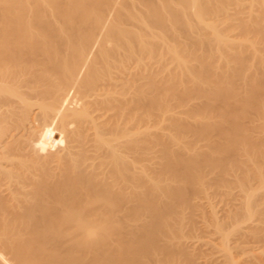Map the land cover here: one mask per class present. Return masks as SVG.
Wrapping results in <instances>:
<instances>
[{
  "label": "bare ground",
  "instance_id": "obj_1",
  "mask_svg": "<svg viewBox=\"0 0 264 264\" xmlns=\"http://www.w3.org/2000/svg\"><path fill=\"white\" fill-rule=\"evenodd\" d=\"M243 1L0 0V264L169 262L213 184L252 220L234 244L214 221L222 258L264 241V0ZM236 19L250 42L223 38Z\"/></svg>",
  "mask_w": 264,
  "mask_h": 264
},
{
  "label": "rangeland",
  "instance_id": "obj_2",
  "mask_svg": "<svg viewBox=\"0 0 264 264\" xmlns=\"http://www.w3.org/2000/svg\"><path fill=\"white\" fill-rule=\"evenodd\" d=\"M259 1L260 0H244L243 2H240V4L237 3L238 8L237 7L236 8L242 12L238 16L239 17L242 15L245 16L249 12L252 14L253 13L255 14L256 12H254V10L257 7ZM232 8L233 9L231 10V12L233 13L236 9H235L234 5L232 6ZM259 20L260 19H252L251 23L249 22L246 25V27H247L246 31H239V29L236 28L239 21L237 19L232 20V23L229 24V25H231V28L226 31V33L223 35V38H228L230 36V37H233L235 40L241 39V40H246V41L250 42L253 39L252 31L255 28V25L258 23ZM263 22H264V19H263ZM233 26H235V27L233 28ZM246 41H245V43H247ZM249 64H250V60H245L241 65H242V67L246 68ZM180 107L181 106L176 107L175 109L177 110V108H180ZM169 113H172V112H169ZM169 115H171V114H169ZM181 115L185 116V114H181ZM164 123H167V121ZM171 123H173V122H171ZM161 124H163V122ZM260 134H261V132H260ZM155 165L154 166L157 168L158 165L157 164H155ZM213 185L212 186L209 185L207 187L208 189L207 188L201 189L200 190L201 192L199 191V193H197V191L196 192L194 191L197 195L193 192H191L192 194L190 193V197L191 196L193 197V195H194V197L193 198L191 197V199H190L193 201V202H191V204H194L196 202V203H199V206L197 208H192V210L187 209L183 213L180 212V214H182L180 216H183V217H180V218H182V220H180L181 221L180 223L175 221L176 225L175 226L173 225V227L175 229H176V227H178V228L176 230L173 229L174 233H172L170 238H169L173 244L177 245V247H176V250L174 251L173 258H171L169 262H166L163 264H189L187 262L185 263V260H186L185 258L190 256L188 253H190V254L192 253V255L194 253H196V254H194L195 255L194 256L195 261L192 257V261H194V262H192V264H210V263L211 264H218L220 260L221 261L219 264H229L221 256V254L223 255L226 252V247L223 243V239L225 237L223 236L224 238H222V235H220V231L222 233L224 232L223 235H226V236L228 235L227 236L228 242H229V240H231L230 243L234 244V242H235L234 240H237V231L235 230V232H234V230L231 229L234 225V224H232V222L236 221V222H234V223H236V225L247 226L248 223L252 222V220L245 219V213L238 214L239 216L237 217V220H235L234 217L231 218L232 215L230 213L231 210L229 208H230V206H232V204L235 205V203H238L237 197L239 199V196L237 195L238 194V188L237 187L232 188V191H231V189L220 187V192H219L218 186L217 185L213 186ZM260 189L261 190L263 189V191H264V185L261 186ZM225 190H226V192H225ZM227 191H229V192H227ZM178 216H179V214H178ZM215 220L217 222L221 220L218 223H220V224L223 223V225L221 224V229L224 226L222 230L219 231L218 229H216V227H215L216 222H214ZM253 221L255 223L257 222L255 220H253ZM211 222H212V224H211ZM177 223L179 225H177ZM182 223H184V224H182ZM231 230L233 231V233ZM175 231H177V232H175ZM229 231H231V233ZM184 236H186V237H184ZM210 241H212V242L214 241V242L212 243ZM249 243L247 244V242H241L240 244H238V246H236L237 248L232 249V252L235 251L234 254H237L239 257V258H237V261L234 263L240 264V262H241V264H264V256L263 255L257 254L255 256V255L250 254V256H249L248 254H245V253L243 254L244 249L247 250L248 248H250V245H253V247H254L255 244H257L254 241L251 242L252 244H249ZM253 243H255V244H253ZM261 244L264 245V241L259 242V244H257V246L260 245L259 246L260 249L263 250L264 246H262ZM202 250H204V251H202ZM178 251L181 253H179ZM185 252H186V254H185ZM175 253H176V255H175ZM211 253H212V255H211ZM183 254H185V256H183ZM251 256H254V257H251ZM183 257H184V259H183ZM240 257H242V258H240Z\"/></svg>",
  "mask_w": 264,
  "mask_h": 264
}]
</instances>
